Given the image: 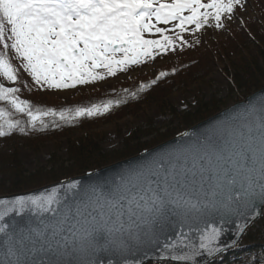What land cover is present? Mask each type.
I'll return each mask as SVG.
<instances>
[{
  "label": "snow or ice",
  "instance_id": "snow-or-ice-1",
  "mask_svg": "<svg viewBox=\"0 0 264 264\" xmlns=\"http://www.w3.org/2000/svg\"><path fill=\"white\" fill-rule=\"evenodd\" d=\"M244 3L0 0V74L18 80L9 57L14 52L41 89L92 84L187 45L186 32L223 28L224 19L231 20ZM167 75L162 71L157 80ZM145 87L141 84L138 92ZM19 92L0 83V102L27 117L16 119L0 106V137L46 127L47 116L71 121L107 112L112 104L57 112L32 105ZM51 124L58 126L55 120ZM257 200L264 202V103L244 110L227 128L223 143L205 137L120 177L108 191L91 187L72 203L61 200L57 189L43 196L0 199V264H129L128 254L148 245L161 264H197L200 256L214 257L229 246L220 243L222 228L205 224L194 230L193 223L210 213L221 219L235 216L242 235L259 215ZM24 215L35 220L16 223ZM176 218L179 230L161 241L165 225Z\"/></svg>",
  "mask_w": 264,
  "mask_h": 264
},
{
  "label": "trees",
  "instance_id": "trees-1",
  "mask_svg": "<svg viewBox=\"0 0 264 264\" xmlns=\"http://www.w3.org/2000/svg\"><path fill=\"white\" fill-rule=\"evenodd\" d=\"M257 10L259 13L257 18L248 19L240 25L230 26L225 18L223 28L213 27L225 35L208 46H202L199 31L195 34L184 33V38L188 41L187 45L178 46L174 52L169 51L167 54H161L155 59H147L145 63L133 66L141 68L153 62L163 61L156 67L154 73L145 72L125 82H116L109 91L96 89L85 94H76L73 103L67 107L74 111L76 108L100 106L111 101L109 111L92 116H80L71 121L60 120L58 116H47L44 117L46 127L42 128L38 125L35 129L29 128L26 133L17 131L3 138L7 139L16 135L20 136L19 139L22 137L33 141L59 139L65 137L68 131L73 128L85 130L129 114L133 115L149 97H152L160 105L159 107L164 108L163 97L166 94L190 87L196 81L215 71L219 64L224 65L219 73L227 84L228 95L225 99L222 97L217 99L215 95L209 96L206 100L202 97L197 98L192 107L183 111L170 106L168 113L176 122L174 127H167L164 132H159L148 119L145 126L135 128L124 137L121 147L112 151L103 150L96 140L89 137L84 139L69 138L65 158L52 155L53 159L47 163L49 166H41L31 172L23 166L17 152L0 153V194L34 189L134 155L173 137L185 128L218 112L227 105V97L231 99V102H237L250 92L264 86V8L258 7ZM199 40L200 42L197 43ZM251 50L255 51L254 55L250 54ZM9 57L17 69L18 80L13 83L2 74H0V80L18 87L20 93H27L31 98L29 102L32 105L44 110L61 111V108L55 104L56 102H46V97L36 96L37 91L40 90L31 75L21 67L19 57L14 52H10ZM162 71L167 72L168 75L157 80V76ZM111 77L106 76L105 79ZM153 80H156L155 84L151 83ZM141 84L147 85V87L138 92ZM131 93H137V95L132 96ZM117 101L120 102L117 103ZM5 107L14 112L9 105L5 104ZM14 118L27 119L25 114L15 112ZM53 120L58 126H52ZM155 132L157 139L154 142L144 141ZM57 160L59 162H56ZM146 264L155 263L148 262ZM204 264H264V215L248 228L235 250L216 256Z\"/></svg>",
  "mask_w": 264,
  "mask_h": 264
},
{
  "label": "rangeland",
  "instance_id": "rangeland-1",
  "mask_svg": "<svg viewBox=\"0 0 264 264\" xmlns=\"http://www.w3.org/2000/svg\"><path fill=\"white\" fill-rule=\"evenodd\" d=\"M258 7L264 8V0H245L244 6L236 9L235 16H233L231 20L226 18L227 24L235 26L240 25L253 17L257 18V16H259L257 10ZM199 32V38L203 47L210 45L212 42L225 35V33L215 30L212 26L206 27ZM254 52V50H251L250 54L254 55ZM172 59H174V57H172ZM162 62L163 61L153 62L151 64L144 65L141 68H135L133 67L134 65H131L129 66L128 71L117 72L115 76H112L113 78L111 77L102 81H96L88 85H77L76 88L55 89L45 87L41 89L37 86L40 91H37L38 94H36V96L39 98L46 97V102H56L55 104L61 108V110H64L73 103L76 94H85L96 89L109 91L116 82H125L126 80L138 77L145 72L154 73L156 67L162 64ZM223 67V64H219L215 71L207 77L196 81L190 87L166 94V96L163 97V103L165 105L164 108L159 107L160 105L155 102L152 97H149L133 115L129 114L112 122L85 130L81 128H73L68 131V134L65 135V137H61L59 139H46L42 141L35 139L37 141H33L29 140V138L21 137V139H19L18 137L20 136L16 135L7 139L0 137V153L17 152L16 154L21 160L23 166L27 171L31 172L38 167L49 166L47 163L49 160L53 159L51 158L52 155L58 158H65L69 138L84 139L89 137L96 140L103 150L112 151L114 149H119L122 145L124 137L131 133L135 128L138 126H145L148 119H150L152 126L159 132H164L167 127H174L176 124V122H174V118L168 113V108L170 106H174L178 110L183 111L192 107L197 98L202 97L206 100L209 96L215 95L217 99L221 97L222 99H225L228 95L227 84L225 79H223L219 73V70ZM0 83L4 82L0 80ZM4 84L6 86H11L7 83ZM18 95L21 99L28 101L31 99L27 93L19 92ZM228 99L229 97L226 98L227 105L225 107L233 103L231 102V99ZM0 106L5 107V102H0ZM156 139L155 132L145 138L144 141L154 142ZM56 162L59 161L57 160Z\"/></svg>",
  "mask_w": 264,
  "mask_h": 264
},
{
  "label": "water",
  "instance_id": "water-1",
  "mask_svg": "<svg viewBox=\"0 0 264 264\" xmlns=\"http://www.w3.org/2000/svg\"><path fill=\"white\" fill-rule=\"evenodd\" d=\"M262 103H264V86L247 94L242 100L231 103L213 115L196 122L170 139L140 153L100 167L96 170L72 176L48 185L22 192L0 195V199H12L17 196H43L52 193L53 189H57L58 196L61 200L67 203H72L73 201L82 198L85 190L91 187L97 188L101 191H108L118 182L120 177L153 162H158L162 158L167 159L169 156H174L178 150L193 145L198 141H202L205 137H211L213 143H223V140L227 136V128L229 125H231L234 120L239 119L244 110L253 106L259 108ZM69 184H74L75 187L69 189L67 188V185ZM256 212L259 213V215H257L255 221L264 214V202H261L260 200L256 201ZM11 219L13 218L9 217V220ZM15 220L18 224H26L29 220L34 221L35 217L24 215L15 218ZM254 222H252L250 226ZM239 223H241V220H238L235 216H226L221 219L220 214L210 213L203 219L197 220L193 223L192 227L194 230L203 229L205 224H207L208 226L215 225L216 227L222 228L220 243L229 246L227 250L221 252L224 253L235 248L246 232L245 231L242 235L237 234L236 228ZM179 227V218H176L170 224H166L160 234V240L164 241L166 237L174 236L179 230ZM185 231H187V228H185ZM198 235L199 232L194 231L193 238L197 239ZM2 239L3 236L0 234V240ZM233 241H236L237 243L233 245ZM212 258L213 257L207 255H202L198 258L197 264H204ZM128 262L129 264H146L147 262L161 264L156 249L151 245H148L147 247L142 246L139 249H133V251L128 254Z\"/></svg>",
  "mask_w": 264,
  "mask_h": 264
}]
</instances>
